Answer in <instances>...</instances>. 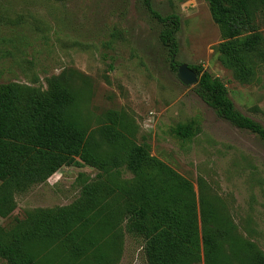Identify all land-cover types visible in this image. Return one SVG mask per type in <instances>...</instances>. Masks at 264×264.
Wrapping results in <instances>:
<instances>
[{"label": "rangeland", "instance_id": "1", "mask_svg": "<svg viewBox=\"0 0 264 264\" xmlns=\"http://www.w3.org/2000/svg\"><path fill=\"white\" fill-rule=\"evenodd\" d=\"M153 6L181 17L179 65H202L220 77L237 108L264 125V62L252 56L249 74L240 77L243 64L222 57L218 46L226 37L209 0H153ZM256 23L264 35L263 13ZM162 29L143 0H0V84L46 88L50 77L65 75L80 94L79 119L95 129L116 117L130 142L145 145L192 184L199 218L200 200L209 202L220 221L210 218L207 228L228 227L222 252L233 264L245 263L254 246L264 253V142L220 118L198 96L196 84L181 82ZM192 120L200 127L193 139L173 133L177 124ZM100 172L63 166L47 182L17 194L15 210L0 217V225H15L28 210L73 203L82 184ZM115 175L118 184L134 180L126 166ZM122 227L120 259L113 253L110 264H147L143 238L128 232L125 222ZM0 264L9 263L0 258Z\"/></svg>", "mask_w": 264, "mask_h": 264}, {"label": "trees", "instance_id": "2", "mask_svg": "<svg viewBox=\"0 0 264 264\" xmlns=\"http://www.w3.org/2000/svg\"><path fill=\"white\" fill-rule=\"evenodd\" d=\"M143 2L163 25L160 38L172 70L178 72L181 17L162 15L153 0ZM209 4L226 37L218 51L242 63L240 77H247L252 56L264 62V35L256 23L257 15L264 14V0ZM189 66L199 76L198 96L220 118L264 142V125L237 108L224 81L202 65ZM79 98L65 75L50 77L46 88L0 84V217L15 210L17 194L47 182L63 166L89 165L101 171L97 179L82 184L73 203L28 210L15 225H0V258L9 264H110L117 253L118 262L125 222L128 232L143 238L147 264H233L221 244L230 229L207 228L210 218L220 221L209 202L200 200L199 218L192 184L151 156L145 145L130 142L116 117L110 115L109 124L90 129L76 112ZM199 131L195 120L173 128L185 141ZM122 166L134 175L131 183L114 181ZM253 248L242 264H264V253Z\"/></svg>", "mask_w": 264, "mask_h": 264}, {"label": "water", "instance_id": "3", "mask_svg": "<svg viewBox=\"0 0 264 264\" xmlns=\"http://www.w3.org/2000/svg\"><path fill=\"white\" fill-rule=\"evenodd\" d=\"M178 77L181 82L187 85H195L199 81L198 73L186 63L179 66Z\"/></svg>", "mask_w": 264, "mask_h": 264}]
</instances>
